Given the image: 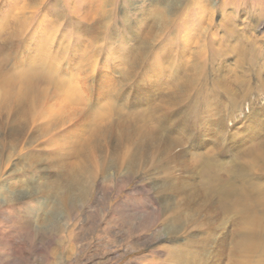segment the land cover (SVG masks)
<instances>
[{
	"label": "bare ground",
	"instance_id": "bare-ground-1",
	"mask_svg": "<svg viewBox=\"0 0 264 264\" xmlns=\"http://www.w3.org/2000/svg\"><path fill=\"white\" fill-rule=\"evenodd\" d=\"M48 1L0 0V196L43 199L39 225H50L34 228L27 205L34 217L12 229L53 244L40 256L60 263L84 210L109 201L100 188L89 207L100 179L126 169L151 180L159 204L145 222L165 225L156 241H181L153 250L158 264H264L263 20L234 25L228 0H130L125 11L93 0L68 37Z\"/></svg>",
	"mask_w": 264,
	"mask_h": 264
},
{
	"label": "rangeland",
	"instance_id": "rangeland-1",
	"mask_svg": "<svg viewBox=\"0 0 264 264\" xmlns=\"http://www.w3.org/2000/svg\"><path fill=\"white\" fill-rule=\"evenodd\" d=\"M122 1L123 0H117L115 6L121 8L122 11H125L126 8H129L128 10H133L131 4L128 3L130 0H124V3ZM132 1H135L137 6L143 4L141 3L143 0ZM92 2L93 0H49L47 6L53 8L51 13H53V11L65 13L66 18L61 28H64L62 29L63 31L67 29L68 37H70L73 29L68 28L72 26L73 22H76L77 16L82 14L83 10L87 9L88 4L90 3L91 5ZM101 2L103 4L106 3L104 0ZM172 3L174 5L176 2L169 0L168 6H172ZM216 4L218 7L222 6L223 0H216ZM224 6L226 7L224 14L234 11L235 16H232L233 21H231L234 25L240 26L242 24L243 27H246L248 25H253V20L255 26H257V20H263L262 26L255 30L254 36L257 35L261 41L264 39V0H228L227 4ZM224 16L222 17L221 15L217 18V26L213 28L215 33L219 32L218 35L223 34L222 24L225 22V19H223ZM247 29L249 30L250 27ZM73 41L74 39H71L72 43ZM231 58L234 60V55L231 56ZM142 108L144 107L139 106L134 110L127 109L128 111H126V113L131 114ZM248 111L249 109L246 107L245 114H247ZM229 125L230 128H232L230 130L232 133L234 131V125L232 122H230ZM126 171L125 169V171H122L123 173L121 172L119 175H109L112 181L109 179L105 182L100 179L97 189H95L89 200V207L95 203L97 198L99 199L101 197L98 193V189L100 188L105 190L106 197L109 198V201L106 203L104 211L102 212V210H100L98 215L95 213L94 207L84 210V213L78 218V228L76 230L78 234L77 238L72 241V243L70 242L71 249H69V244L66 242L61 246V261L58 264H158L157 260L159 257L157 258L158 255L152 254L153 250L163 244L176 245L178 242H181L180 240L170 239L156 241L158 235L165 230V225L157 223L153 226L145 222L146 219H153L159 204L156 202V198L152 197L153 194L151 192L153 185L151 184V180L146 178L144 172H141L132 179H126L125 176H123L126 174ZM29 178L30 176L27 174L26 179ZM113 179L120 183L119 187L115 185ZM11 191H13L12 187ZM15 195L14 193L11 194L12 201H10L9 204L0 196V205L2 207V211L0 212V232L4 233L6 242L10 243L13 249L16 250L13 254V258L10 259L8 264H43L44 257H41L40 254L45 253L46 250L44 249H46L48 245L46 248L44 247V249L39 243L31 245L26 239V235H21L18 231L15 232V230L12 229L14 224L9 221L11 218H17L18 216L27 218L29 215L27 216V211L24 207L30 205L36 212L35 218L32 216V225L34 228H40V218H46V213L39 210V204L43 202V199H38L37 201L24 199L20 201V199L17 198L18 201L15 199ZM13 199H15L14 203ZM16 206L18 211L16 210ZM120 212L125 213L121 214ZM132 215H135L133 223L135 224V230L126 224L127 219H134V217H130ZM123 218H125L126 221H123ZM31 219L29 218V220ZM60 219L61 216L58 215V220L60 221ZM48 226L50 225L45 224L41 227L46 228ZM138 246L142 247L138 249ZM0 248L2 247L0 246ZM48 248H53V244L49 245ZM42 250L44 251L42 252ZM37 253L38 255H35ZM160 255H162V253ZM4 263L5 262L0 260V264Z\"/></svg>",
	"mask_w": 264,
	"mask_h": 264
}]
</instances>
